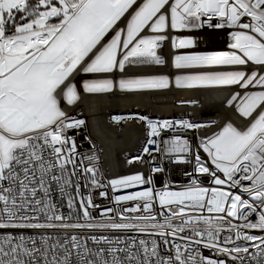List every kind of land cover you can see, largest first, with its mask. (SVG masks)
I'll return each instance as SVG.
<instances>
[{
  "label": "snow or ice",
  "instance_id": "obj_1",
  "mask_svg": "<svg viewBox=\"0 0 264 264\" xmlns=\"http://www.w3.org/2000/svg\"><path fill=\"white\" fill-rule=\"evenodd\" d=\"M205 26L225 50H196ZM169 40L174 73L128 71ZM173 87L225 91L240 126L113 115L147 170L105 177L62 102ZM0 264H264V0H0Z\"/></svg>",
  "mask_w": 264,
  "mask_h": 264
},
{
  "label": "bare ground",
  "instance_id": "obj_2",
  "mask_svg": "<svg viewBox=\"0 0 264 264\" xmlns=\"http://www.w3.org/2000/svg\"><path fill=\"white\" fill-rule=\"evenodd\" d=\"M223 31L213 30L211 33L204 32L200 34L197 41V49L201 51H208L215 46L214 43L218 40L224 39L221 36ZM177 35L187 34V33H176ZM211 46V48H210ZM170 54L176 51L185 50H173L170 48ZM226 47H221L216 49L225 50ZM168 59V64L166 63L163 67L165 71H170L171 61ZM162 66H152L146 68H139L144 72H151L158 70ZM162 68V69H163ZM226 95L223 91L219 90H178L174 87L172 89L158 90L147 92L145 95H129L124 96L116 92L114 94H106L95 99L88 96H82L80 103L78 104L79 114L87 118V122L90 127L91 134L95 139V142L99 148L100 155L103 156L106 166L115 175L122 171L123 160L127 155L135 152L137 149V142L142 135L140 127L135 125H127L122 127V129H114V127H108L106 118L110 113L115 111H131L137 112L142 110H151L152 112L158 113H169L172 108V101H183L186 97H193L196 101L193 107L189 108V116H202V110L207 108L209 113H206L204 117H211L215 113L214 117L217 125L225 121H231L235 125L240 126L241 121L237 118V115L233 110L224 106V101ZM146 99L147 102H143ZM176 110V109H175Z\"/></svg>",
  "mask_w": 264,
  "mask_h": 264
},
{
  "label": "built area",
  "instance_id": "obj_3",
  "mask_svg": "<svg viewBox=\"0 0 264 264\" xmlns=\"http://www.w3.org/2000/svg\"><path fill=\"white\" fill-rule=\"evenodd\" d=\"M213 30L214 31L215 30L223 31L221 36L223 38H225V41H224V39L218 40V42L214 43L215 46H212L213 48H211V46H210L211 49H209L208 51H215L218 48L226 47L227 34H226L225 30L210 29L207 26H205L203 29L195 30L191 34L193 35L194 39L197 40L200 34H203L204 32L211 33V32H213ZM170 48H171V42L169 40V41L164 42V44L162 45L161 49H158V54L162 55V57L170 58V61H171V56L173 54H175V52H173V54H170V50H171ZM166 61H167V64H168V59ZM169 64H171V63H169ZM163 67L165 68V67H168V66L163 65L162 67H159L158 70L151 71L150 73H154V74H168V73H174L175 72V70L172 69L171 66H170V69H171L170 71L169 70L165 71ZM128 71L130 73L144 72V71H141L139 68H129ZM209 90H211V89H209ZM156 91H158V90H156ZM198 91H205V90H198ZM223 92L226 94L225 91H223ZM119 94L124 95L125 97L129 96V95H145L144 97L147 96V93H119ZM102 95H106V94L82 95V96H88V97H90L92 99H95V98L100 97ZM192 100H193V97H186V98L183 99V101H179V102L172 101V108L169 110V113L162 114V113H158V112H152L150 109L149 110H147V109L146 110H142L141 112L137 111L135 113L145 114V115H148L150 118H153V119H156V118H161V119H177V118L191 119L194 122L202 123V124L207 125L206 129L201 130V134H211V132L216 130L217 126H219V124L217 125V123L216 124H212L211 123L212 121H216L215 120L216 117H214L215 113H213L211 115V117H204V115L206 113H209V109L205 108V109L202 110V116L201 117L189 116V112H188L189 110L188 109L193 107L195 104H197V103H195V104L190 103V101H192ZM143 102H147V100L143 99ZM79 103H80V100L74 106H67V105L63 104V102H62V107H64L65 110H67L70 115H77L79 118L85 119L86 122H87V118L86 117L78 115L79 114V111H78V107H79L78 104ZM224 106H225V101H224ZM131 114H134V112H131V111H115V112L110 113L109 116H107V118H106V122H107V126L108 127H111V125H112V127H114V129H119V128L122 129V127H125L127 125H135V126L140 127V129L142 131V135H141V137L139 138V140L137 142L136 151L130 153L129 155H127L125 157V159L123 160L122 171H120L119 175L131 174V172L137 171V170H143V171L147 170L146 167L143 166V165L133 164V165L129 166L126 163V158H130L132 155H136L139 152L140 148H141V143H142V141L144 139V135H145L142 126L139 123H136L134 121H129L127 119H122L120 121H113L111 119V117L113 115H118V116H121V117H127V116H129ZM225 122H228V121H225ZM222 123H224V122H222ZM222 123H220V125H222ZM80 132H81V135H83V134L88 135L90 141L92 142L90 144L87 141H85L83 143V146H82L81 150H85V151L91 150L93 145H94L95 146V152H96V154L99 157L100 169L104 173L105 177L118 176V172L115 175L106 166L107 164H105V160H104L106 158H103V156L100 155L99 148H98V146H97V144L95 142V139L93 138V136L91 134L88 122H87V128L80 130ZM189 138L190 139L193 138L192 133H189ZM202 158H206L205 154H203V153H202ZM165 163L167 164V162H165ZM183 170H185V166H182V165L173 166L171 168V170H169V172H168L169 178L171 179V181L174 184L178 185V184H181V183L185 182L184 178H183V175H182ZM186 170H190V168H187ZM157 182L160 183L162 181L160 179H158ZM135 190H138V189H126L123 192H119L117 194H124L127 191H135ZM96 202L97 203H102V204H106L107 203L106 201H103L100 198H97ZM204 254H206V255L208 254L206 250H205Z\"/></svg>",
  "mask_w": 264,
  "mask_h": 264
}]
</instances>
